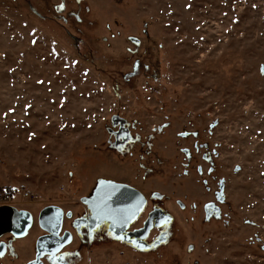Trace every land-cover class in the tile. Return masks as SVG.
I'll return each instance as SVG.
<instances>
[{
  "label": "rangeland",
  "instance_id": "374dc122",
  "mask_svg": "<svg viewBox=\"0 0 264 264\" xmlns=\"http://www.w3.org/2000/svg\"><path fill=\"white\" fill-rule=\"evenodd\" d=\"M99 179L161 208L167 240L75 237L44 264H264V0H0V194L34 217L0 264L32 260L38 213L79 216Z\"/></svg>",
  "mask_w": 264,
  "mask_h": 264
},
{
  "label": "water",
  "instance_id": "95a60500",
  "mask_svg": "<svg viewBox=\"0 0 264 264\" xmlns=\"http://www.w3.org/2000/svg\"><path fill=\"white\" fill-rule=\"evenodd\" d=\"M101 181L104 183L101 184ZM111 186H114V188ZM110 189L111 195L108 198L106 197V193ZM102 199L107 200V210L111 212L112 218L100 214L98 206ZM80 202L89 210L90 217L88 223L97 227L109 225L111 232L113 231L114 238L119 241L128 242L130 237L137 239V243L143 245V247L140 248L133 245L136 250L147 251L157 248L167 240L166 235L161 233L162 235L156 238L150 245L147 246L143 243L154 227L158 228L163 224V222H156L153 225L152 216L162 214L164 221L167 219V216L163 215L160 210L149 214L139 231L133 233L127 232L129 226L139 217L146 204L144 196L128 185L99 179L92 195L81 198ZM121 219L126 220V222L121 223ZM62 220L63 210L59 207L48 206L40 211L38 225L46 232V235L37 240L35 259L29 264H42L41 258L45 255L54 258L63 247L70 243L71 237L69 233L60 235ZM32 222V215L26 210H17L11 206L0 207V236L11 234L15 238H21L30 230ZM118 237H122V239Z\"/></svg>",
  "mask_w": 264,
  "mask_h": 264
},
{
  "label": "flooded vegetation",
  "instance_id": "af4514ba",
  "mask_svg": "<svg viewBox=\"0 0 264 264\" xmlns=\"http://www.w3.org/2000/svg\"><path fill=\"white\" fill-rule=\"evenodd\" d=\"M111 124L114 125V127H116L117 130H115V131H111L110 130L112 132V134H109L110 135V140L109 141L111 142V138H112V140H114V149H115V151L118 154L119 153L120 154H124L128 150L129 145L131 144V135H130L129 129H128L127 125H126V122L124 120L116 117V118H113V120H111ZM121 184H123V183H121ZM125 185H127V184H125ZM128 186H130V185H128ZM131 188H133V187H131ZM139 193H141L144 196V198L146 200V204H145V207H144L143 211L139 215V217L135 220V222L133 224H131L129 226V228L127 229V232L133 233V232L139 231L143 227V224H144L145 220L148 218L149 214L153 213L156 210L162 211L163 215L167 216V219L165 220V221H167L166 223H165V221L163 219L162 214H156V215L152 216L153 217V222H152L153 225L156 222L157 223L163 222V224L160 227H158V228L154 227L149 232L146 240L143 242L145 245L148 246V245H150L152 243L153 240H155L156 238H158L162 234H165L166 237H168V233H167V230L165 228H166L167 223H168V221L170 219H169L168 215L161 208L156 207V206H151L150 207L149 204H151V203H149V201L146 198V196L142 192H139ZM151 198H152V200H153V198L154 199H160L161 196L159 194H157V193H154L151 196ZM2 206H9V205H0V207H2ZM82 206H83V212H81L79 214V216H77V217H72V215H71V213L69 211H66V212L63 211V220H62L61 231H60V235L61 236L64 235L65 233H69L66 230H62V227H63V223H64L65 220H70L71 219L70 220V226L73 229L74 235L69 233V235L71 237L70 243L72 242L73 238H75V237L80 239L81 242L83 244H85L86 246H93V245H95L97 243H104V242L106 243L107 241H113V242L114 241H119V240H116L114 238L113 231L111 232V230L109 228V225H101V226L97 227V226H93L90 223H88V219L90 217L89 210H88V208L85 205L82 204ZM148 207H149V209H148ZM14 208H16L17 210H21V209H19L17 207H14ZM39 213H38V216H39ZM67 215H69V217H67ZM38 216L36 218V224H37V227L41 230V234L39 235V237L35 241L34 258L32 260H30L29 262H27L26 264H29L30 262L34 261L35 255H36V252H37L36 251V242H37V240L40 237L46 235V232H44L38 225ZM32 219H33V222H32V225H33L34 224V217L33 216H32ZM31 228H32V226H31ZM28 232H27V234H28ZM4 237H6L7 239H3ZM22 238H24V236L21 237V238H15L11 234H3V235H1L0 236V256H3V255H5L8 252V249L11 246V243H12L13 239L17 240V239H22ZM137 242H138V240L135 239V238H132V237H130L128 239V242L119 241V243H124L126 245H129L133 249H135V247L133 245H137L138 244ZM65 247H63L55 255L54 258H51L48 255L43 256L41 258L42 264H44L45 261L48 260V259L52 260V261L53 260L58 261L57 258L59 257L60 252ZM151 250L152 249L144 251V252H148V251H151Z\"/></svg>",
  "mask_w": 264,
  "mask_h": 264
},
{
  "label": "built area",
  "instance_id": "2783aa9c",
  "mask_svg": "<svg viewBox=\"0 0 264 264\" xmlns=\"http://www.w3.org/2000/svg\"><path fill=\"white\" fill-rule=\"evenodd\" d=\"M20 199L24 200L26 204H33L37 196L33 193L27 192L25 190H20ZM17 202L14 201V196L10 193H1L0 194V205H9L12 207H18Z\"/></svg>",
  "mask_w": 264,
  "mask_h": 264
},
{
  "label": "snow or ice",
  "instance_id": "6c2138e0",
  "mask_svg": "<svg viewBox=\"0 0 264 264\" xmlns=\"http://www.w3.org/2000/svg\"><path fill=\"white\" fill-rule=\"evenodd\" d=\"M58 7H59V9L62 10L63 4L59 5ZM103 183L104 182L101 181V184H103ZM111 187L114 188V186H111ZM110 195H111V189L106 193V197L110 198ZM98 207H99V212H100L101 215L108 216L109 218H112L111 212L107 210L108 209V205H107V200L106 199H102ZM114 222H115V220H114ZM125 222H126V220L121 219V223H125ZM166 222L167 221H165V223ZM118 238L122 239V237H118ZM136 246L140 247V248L143 247V245H141V244H137Z\"/></svg>",
  "mask_w": 264,
  "mask_h": 264
},
{
  "label": "trees",
  "instance_id": "16d2710c",
  "mask_svg": "<svg viewBox=\"0 0 264 264\" xmlns=\"http://www.w3.org/2000/svg\"><path fill=\"white\" fill-rule=\"evenodd\" d=\"M113 89H114V87H113Z\"/></svg>",
  "mask_w": 264,
  "mask_h": 264
}]
</instances>
